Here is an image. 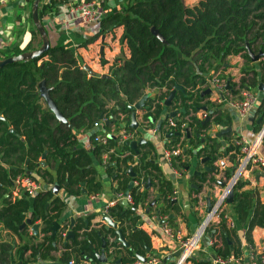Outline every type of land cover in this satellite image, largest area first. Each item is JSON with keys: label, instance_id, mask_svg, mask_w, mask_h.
<instances>
[{"label": "trees", "instance_id": "1", "mask_svg": "<svg viewBox=\"0 0 264 264\" xmlns=\"http://www.w3.org/2000/svg\"><path fill=\"white\" fill-rule=\"evenodd\" d=\"M52 5L53 0L39 2L40 19ZM98 21L99 30L81 45L121 26L119 41L129 50L128 55L122 53L115 58L107 75L89 73L82 67L74 51L61 44L50 45L47 51L35 58L15 60L0 66V223L2 228L19 239L15 251L21 254L23 260L24 251L30 249L27 262L37 257L55 258L51 252L56 249L54 241L62 239V231L55 239L50 231L65 201L54 193L52 187L33 194L23 191L12 196L11 187L17 175H28L36 180L39 176L45 182L63 186L69 193H78L83 182L87 192L95 193L99 191L101 183L96 179L92 157L96 156L102 161L103 153L108 152V159L103 162L109 172L114 170L118 181L116 190L123 192L128 189L132 196L131 203L123 204L116 200V204L114 202L107 210L112 220L119 222L118 227L129 244L126 246L129 256H122L121 260L132 262L139 255L148 257L153 254L151 235L136 226L142 219L137 209L144 205L145 194L139 190L138 184L129 186L132 178L129 167L134 173V180L138 182L147 178L153 182L155 179L159 198L163 202V206L155 210L156 216L176 229L170 216V209L176 207L171 197L173 186L162 176L158 165L151 161L153 145L148 141L131 149L127 144L128 139L120 141L119 136L108 134L106 143L95 142L93 136L99 132H94L93 147L87 150L76 146V131L93 126L95 121L101 120V114L110 121L102 124L104 128L110 123L119 128V124L130 116L128 105L145 94L144 106L141 107L142 120L153 124L162 116L165 98L178 84L181 88L175 89L167 109H177L180 116L174 119L172 126L167 119L162 120L159 130L167 140L165 146L171 148L180 143L183 145L182 154L188 157L193 151L186 143L192 146L201 144L196 150L198 156L204 158L207 155L205 162L213 165L221 142L216 133H205V130L211 122L220 126L230 125L231 115L218 103L208 100V93H202L212 77L210 71H219L221 77L229 79L230 91L235 86L237 92L243 88L256 89L258 81L264 82V0H198L192 6L185 5L182 0H126L123 10L104 15ZM152 27L158 30L164 41L152 31ZM34 38L40 42V34L35 27L32 29V39L23 49L2 51L0 57L34 48ZM246 44L255 53L259 50L263 52L257 61L252 62ZM236 54L243 58L240 68L243 74L238 82L232 79L230 73L222 71L226 69L223 65L226 57ZM41 79L51 87V98L72 127L58 122L46 105L38 91ZM155 87L159 92L148 94V90ZM110 102L111 106H107ZM203 106L212 110L210 120L204 123V118L197 114L200 109L204 110ZM257 112L260 116L256 125L258 131L264 122V92L261 93ZM182 122L186 123L183 132ZM10 127L14 131L9 130ZM124 127L133 130L132 127ZM230 133L226 131L222 135L228 136ZM235 139L230 148L234 149V154L229 157L236 165L240 151ZM44 152L48 164L55 167L54 172L48 164L43 166L40 163ZM187 157L182 159L181 155H175L171 161L179 160L180 165H185L189 163ZM234 169L233 165L225 170L227 178ZM206 173L204 170L195 176L199 181L196 190L206 180ZM210 180H214V177H210ZM245 183L246 180L240 178L234 184L230 206L237 223L245 226L244 240L248 247L253 246L252 229L264 226V201H260L254 190L243 189ZM163 215H166V219H163ZM27 217L31 223L39 220L41 225L38 230L41 238L36 242L32 240L38 236L29 232L31 223L20 226ZM84 225L82 220L74 224L75 236L64 245L59 257L61 262L97 260L88 239L97 231L106 239V254L116 253L118 246H125L117 240L114 227L105 229L100 225L96 230H84L83 227H88ZM109 235L113 237L110 241ZM206 235L213 239L211 255L242 257L244 254L245 246L237 228L230 227L224 219L208 226ZM15 245L14 240H0V264H16L10 263ZM190 261L193 264H210L207 257H192Z\"/></svg>", "mask_w": 264, "mask_h": 264}, {"label": "crops", "instance_id": "2", "mask_svg": "<svg viewBox=\"0 0 264 264\" xmlns=\"http://www.w3.org/2000/svg\"><path fill=\"white\" fill-rule=\"evenodd\" d=\"M43 3L49 2V0H41ZM69 0H53V5L50 9L42 15V23L48 35L50 45L61 44L66 47H69L74 51V53L79 57L82 65L87 64L95 73L103 74L109 73L110 66L114 62L115 58L119 54L128 55L129 50L124 44L119 41V37L122 33V27H116L113 32H107L100 34L92 42H88L86 45H81V43L87 38L93 35L96 31L99 30L100 24L99 21L85 22L77 14V11H73L68 7ZM185 5L192 6L198 2V0H183ZM101 17L110 13H113L118 10H123L126 4V0H98ZM31 6L32 0H1L0 2V52L8 51L12 52L14 48L23 49L29 41L32 39V29L35 27L32 18H31ZM41 43H38V38H34L32 45L34 48L38 47ZM35 45H37L35 47ZM30 49H33L30 48ZM12 54V53H11ZM260 58V57H259ZM258 58V59H259ZM103 59V62H102ZM257 59V60H258ZM252 60V59H251ZM255 60V61H257ZM252 60V62H255ZM243 64V58L240 54L229 55L226 57L224 66L226 69H223V72L230 73L232 79L235 82H238L240 76L243 74L241 72V66ZM214 70L210 71L212 75ZM209 87V86H208ZM230 87V86H229ZM226 88L225 98H233L241 95L242 89L239 92L236 91L233 87L232 91ZM235 89V92H234ZM258 92L257 103L250 113L246 117H241L238 113L231 108L226 99L222 102H218L221 108H224L231 115V129L226 131H231L228 136L222 135L218 136V140L221 142V145L217 149L219 154L217 159L213 161V165H209L207 162L201 161V157L198 156L196 150L200 145L196 144L195 146L186 143L189 148H192V155L188 157L186 155L181 156L182 159L188 158L189 163L185 165H180L179 160L169 161L163 155V149L166 145V138L162 134V131H155L156 122L147 123L142 120V108L136 111V121L138 123L137 128H133L132 137L129 139L139 140L143 139L138 145L140 146L143 143L150 142L153 146L150 156L152 157L151 161L155 162L164 178L171 181L173 190L176 191L175 197L172 199L176 204L175 209H170V216L173 217V223L176 225V229L179 231V235L186 237L191 235L197 230L202 219L206 215V206L208 198L211 200L215 196V192L220 189L222 186L220 182L224 184L228 181L229 178L225 175V170L229 169L230 166H235L234 161L229 157L230 154H234V149L231 148V144L234 142L236 136H243L248 140L254 139L257 134L256 125L260 121V116L257 112V106L261 99V93ZM159 92L158 88H151L148 90L150 95H154ZM208 100L215 102L214 94L211 90L208 93ZM217 103V102H215ZM112 102L108 103L107 106H111ZM201 110V109H200ZM199 110V111H200ZM208 112V109H204ZM210 110V109H209ZM167 111H171L170 109ZM198 111V112H199ZM198 116L201 113H197ZM123 117V115L121 114ZM177 116H180L179 114ZM106 117H103L99 121V125L91 126L88 129H79L76 131V146L84 147L87 150H91L93 147L92 133L99 132L102 134H111L112 137L119 136L124 126H129L131 118L122 121L124 124L123 127H117L114 123H110L107 128L103 127V123L110 122ZM229 126V125H227ZM227 126H220L211 122L208 128L205 130V133L217 134L221 128ZM224 131V132H226ZM236 143V140H235ZM137 145V146H138ZM136 146V147H137ZM229 148V149H228ZM259 153L264 156V138L262 143L259 146ZM238 155V154H236ZM207 156V155H206ZM134 158H137L134 156ZM104 160V159H103ZM98 160L96 156L92 157V165L96 169V179L100 181L101 187L97 192H87L85 183L80 184V191L78 193H69L63 186H59L56 183L45 182L42 178L38 176V181H40L43 188L52 187L56 195H58L62 200L65 201V206L61 211L59 218L56 220L59 222L60 227L57 231V234L62 231V239L55 242L56 249L51 252L55 257L54 259H41L37 257L35 260L29 261L30 249H27L23 253L22 259L21 254L17 253L16 248L20 243L16 235L10 233L6 229L2 228L0 223V240L7 239L8 241L15 242L13 248L10 263L16 262V264H49L50 262L60 261L59 257L64 251L63 244V233L69 228L70 219L74 218V223L72 225V230H74V224L79 223L81 220L84 221L85 225H88L87 228L83 229L90 230L93 228L96 230L100 225H103L107 229V222L103 219L104 206L109 202L115 201L116 193L121 190H116L118 186V181L115 177L114 170L109 172L107 165L104 162ZM236 160V159H235ZM40 163L45 161L43 166H46L48 162L46 157L44 159L40 158ZM111 164H114V161H111ZM49 165V168L54 172L55 167ZM205 166L212 168L206 169ZM206 171V180L201 183L199 190H196V185L199 181L195 178L196 175L200 174L203 171ZM214 177V180H210V177ZM246 180V183L242 187L243 189H250L256 192L257 197L260 201H264V169H256L254 171H246L242 177ZM149 179V178H148ZM147 179L143 180V183L139 185V190L144 192L145 196L143 198L144 205L137 209V212L141 215V221L136 224L137 227L143 228L151 235V248L154 255H166L173 253L178 249V239L176 236H171L165 233L161 227V223L157 218H154L153 215L157 208L163 206V202L159 198V191L155 185V179L150 181L146 186ZM57 186V188H55ZM124 192V191H123ZM12 194V193H11ZM158 195V196H157ZM16 196V195H15ZM122 202V199L120 200ZM151 201H154L150 204ZM116 204V201L115 203ZM224 209L232 215L230 203H226ZM156 214V213H155ZM91 216L90 218H88ZM233 216V215H232ZM156 217V216H155ZM234 217V216H233ZM237 233L242 239V245L245 246L244 254L237 262L231 264H253L251 258L249 257L248 247L244 240L245 226H240L235 217H234ZM115 221V220H114ZM117 227L120 225L118 221ZM34 223H39V220ZM217 223L213 224L216 225ZM84 225V226H85ZM29 225V232L33 233ZM39 223V228H40ZM83 229L79 230L82 231ZM174 230V228H173ZM52 231V230H51ZM50 231V233H51ZM74 232H76L74 230ZM98 232V231H97ZM35 234V233H34ZM56 234V236H57ZM36 235V234H35ZM51 235V234H50ZM103 235V234H101ZM37 238L32 241L36 242L40 240L41 235L38 234ZM55 236V238H56ZM104 236V235H103ZM253 240V249L256 253L264 249V226H255L251 232ZM54 238V239H55ZM90 239L89 247H91L95 252H100L101 250V236L98 233H93ZM113 237L109 235L108 240H112ZM106 240V239H105ZM206 237L202 239V242L199 248L195 251L193 257L199 258L204 257L206 253ZM209 248V247H208ZM74 254H72L73 256ZM106 260L100 261L97 257V260L89 261L84 259L87 264H130L129 261L123 262L121 257L129 256L128 249L126 246H118L116 253L106 254ZM177 256H172L168 259L166 264H171L175 262ZM187 264H193L192 262ZM264 264V261L258 263Z\"/></svg>", "mask_w": 264, "mask_h": 264}, {"label": "built area", "instance_id": "3", "mask_svg": "<svg viewBox=\"0 0 264 264\" xmlns=\"http://www.w3.org/2000/svg\"><path fill=\"white\" fill-rule=\"evenodd\" d=\"M68 7L73 11H77L78 16L85 22L97 21L102 15L98 0H69ZM225 85L226 80L219 75V71L214 72L209 80L208 86L213 91L215 102H222L226 99L228 105L233 108L238 113V115H240L241 117H246L250 113L252 107H254L257 103V90L243 88L241 91V95H239L238 97L225 98ZM198 113H201V115H199L200 118H205L208 114L206 110L200 111ZM167 122L171 126L175 124L174 118L172 117H168ZM99 124V121L94 122L95 126H98ZM185 124V122L181 123L182 132L184 131ZM154 130L159 131L157 130V128H154ZM263 135L264 122L261 128L257 131V134L254 139L248 140L243 136H239L235 139L236 144L239 147L240 156L237 159L238 161L235 165L234 172L232 173L228 181L223 186H221L218 191L215 192V196L211 200L212 210L206 212V215L204 216L197 230H195L193 234L188 235L186 237H182L181 235H179V231L175 229L173 230V227L166 220H159L163 231L171 236H176L178 239V248H180L181 250L174 264L190 263V258L193 257L195 251L199 248L204 237H206L205 246L207 248L205 250L206 253L204 254V257L210 259V264H231L237 262L240 259V257H234L231 255L227 257L211 255V253H213L211 248L213 244V239L210 236L206 235V228L210 225L218 223L221 219H224L230 227L236 226L234 217L224 209L225 204L227 203L226 195L229 192L231 185H234L246 171L264 169V156H262L258 150L259 146L262 143ZM106 136V134L98 133L93 136V140L95 142L106 143ZM120 136V141L129 139L130 137H132V132L123 129L120 133ZM182 149L183 145L180 143L171 148L164 146L163 155L167 160L171 161L172 157L175 155H184L182 154ZM107 154L108 152L103 153L104 160L108 159ZM142 183L143 182H138L137 180H134V184L140 185ZM41 189H43V187L40 181L28 175H17L13 179L11 193L12 196L18 195L20 192L23 191H26L29 194H33ZM175 193L176 191L173 190L171 197H175ZM121 199H126L127 204L132 202V196L129 194V192L126 195L122 191L117 192L115 201ZM115 201L109 202L104 206L103 210L105 214H107L108 207L112 205ZM155 216L156 214L154 213L153 217L158 219V217ZM162 217L163 219H166V215H163ZM248 250V255L251 258L253 264H258L264 261V249L256 253L252 246H248ZM162 257L163 255L158 256L152 254L146 257L144 261L137 258L136 260L130 262V264H160L162 261ZM68 263L72 264L74 263V261L70 260Z\"/></svg>", "mask_w": 264, "mask_h": 264}, {"label": "water", "instance_id": "4", "mask_svg": "<svg viewBox=\"0 0 264 264\" xmlns=\"http://www.w3.org/2000/svg\"><path fill=\"white\" fill-rule=\"evenodd\" d=\"M40 1L41 0H32V6H31V18H32V21H33V23L35 25V28L37 29V31L39 32L40 37H41V43H40V45L38 47H36V48L29 49V50H24V51H22L20 53H17V54H11V55H8L6 57H0V66H3L4 64L9 63V62H12V61H15V60H24V59H32V58H35L37 56H40L45 51H47L48 48L50 47V42H49V39H48V35L46 33V30L44 28V25L42 23V20L40 19L39 14H38V12H39L38 11V4H39ZM152 31L159 38H161L164 41V38L162 37V35L158 32V30L156 28L152 27ZM246 47H247V52H248V54L250 55V57H251V59L253 61L257 60L262 55V53H263L261 50H259L257 53L253 52L248 47V44H246ZM82 67L85 68L89 73H94V71L87 64H83ZM102 75H107V74L106 73H103ZM229 86H230L229 85V79H227L226 80L225 87L228 88ZM179 88H181V86L178 85V84H176L175 85V88L172 89L169 92L168 96L165 98V100H164L165 106H164V108L162 110V116L156 122V128H157V130H160V128H161L162 120L167 119L168 117H172L174 119L177 117V114H176L177 113V109H174V110H171V111H167V105L170 103V101H171V99H172V97L174 95L175 89H179ZM257 88L260 91V93H263L264 92V82L258 81ZM50 89H51V87H49V86L46 85L44 79H41L38 82V91H39V94L41 95V97L46 102V105L48 106V108L54 113V115L57 118L58 122L67 124L68 126L72 127V124L62 114V112L58 109L55 101L51 98V96L49 94ZM210 91H211V88L210 87H207L202 93H210ZM146 96H147V94H145L144 96H142L136 102L128 105V108L131 110V113H130L131 122L129 123V126L130 127L137 128L138 123L136 121V111L138 109H140L141 107L144 106V100H145ZM203 108L206 109L207 107L206 106H203ZM181 110H183V108H181ZM211 112H212L211 109L208 110V114L202 120V123L210 120V113ZM100 118L101 119L103 118V115L102 114L100 115ZM107 121L108 120H106V122ZM119 126L123 127L124 124L121 122L119 124ZM230 129H231V126L230 125L227 126V127H225V128H221L219 130V132L217 133V135H220L222 132H224L226 130H230ZM9 130L14 131V129L12 127H10ZM167 135H169V134H167ZM187 135H190V133L187 132ZM109 136H112V135L110 134ZM141 141H143L142 138L139 139V140L128 139L127 140V144L130 146L131 149H135L136 146ZM184 149H186V148H184ZM44 156H45V152L42 154L41 158L44 159ZM207 158L208 157L205 156L204 158H201V161H204ZM44 163H45V161H42V164H44ZM205 168L208 169V168H212V167L205 166ZM128 172L132 176V178L130 180V183H129V186H132L133 183H134V178H133L134 173L131 171V168L130 167L128 168ZM148 184H149V179L147 178L146 186ZM220 184L223 186L224 185V182H220ZM55 188H57V186H55ZM233 188H234V185L232 184L231 187H230V189H229V192L226 195V202L227 203H231L232 202V199H233ZM127 193H128V189H126L124 191V194L125 195ZM153 202L154 201H151L150 204H152ZM122 203L123 204H127V200L126 199H122ZM211 210H212V201H211L210 198H208L207 206H206V212H209ZM103 219H105L106 222H107V225H106L107 228H109L110 226H112V227L115 228V231L117 233V240H119L123 245L128 246L129 244L126 241V239L124 238V235L122 234L121 228L120 227H117V223L114 220H112V218L109 215H107L105 213H103ZM27 223L28 224L31 223V220H30L29 217H27L20 224V226H24ZM73 223H74V218H71L70 219V223H69V228L66 230V232L63 235V244L64 245L67 244V242L75 236V232L71 228L72 225H73ZM30 225H31L30 227H31L33 233H35L37 235L38 234V230H39V223H31ZM59 227H60L59 222L56 221V220H54L53 223H52V226H51V230H52L51 231V237L53 239L55 238V236L57 234V231L59 230ZM97 233L101 236V240H102L101 246L102 247H101L100 252H95V255H96V257L100 261H105L106 260V255H105L106 240H105L104 236L101 235V233L99 231ZM147 249H149V247H147ZM180 250L181 249L178 248L173 253L164 255L162 257V261H161L160 264H166L167 261H168V259H170L172 256H177L178 257L179 254H180ZM138 258L141 259V260H143V261L146 259V257H144L142 255H139ZM49 264H69V263H65V262H61V261H54V262H50ZM72 264H87V262L86 261L74 262Z\"/></svg>", "mask_w": 264, "mask_h": 264}, {"label": "rangeland", "instance_id": "5", "mask_svg": "<svg viewBox=\"0 0 264 264\" xmlns=\"http://www.w3.org/2000/svg\"><path fill=\"white\" fill-rule=\"evenodd\" d=\"M217 72V71H216Z\"/></svg>", "mask_w": 264, "mask_h": 264}]
</instances>
